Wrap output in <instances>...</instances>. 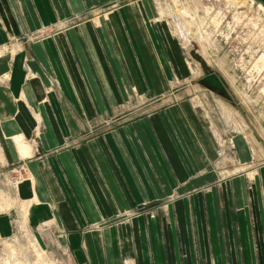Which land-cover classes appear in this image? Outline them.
Listing matches in <instances>:
<instances>
[{"label":"crops","instance_id":"1","mask_svg":"<svg viewBox=\"0 0 264 264\" xmlns=\"http://www.w3.org/2000/svg\"><path fill=\"white\" fill-rule=\"evenodd\" d=\"M113 1L0 0V46L24 38L0 54V152L26 160L29 228L67 264H264V167L220 178L194 111L131 113L123 79L142 90L141 67L156 71L134 5L100 27L30 37ZM17 136L36 139L29 156ZM13 229L0 216V240Z\"/></svg>","mask_w":264,"mask_h":264},{"label":"rangeland","instance_id":"2","mask_svg":"<svg viewBox=\"0 0 264 264\" xmlns=\"http://www.w3.org/2000/svg\"><path fill=\"white\" fill-rule=\"evenodd\" d=\"M236 1L242 3L237 6L232 0H114L43 27L30 37H53L87 21L100 27L109 22L114 11L134 5L139 11L141 43L148 46L156 71L147 75L141 67L145 83L142 90L133 85L132 77L123 79L130 88L128 105H135L130 107L135 109L131 113H167L173 106H180L186 113L188 109L194 111L211 140V161L218 177L254 176L249 170L258 175L264 167V7L255 0ZM126 33L130 35L127 30ZM18 39L0 46V54L16 52L24 38ZM131 45L134 48V43ZM112 122L105 125L109 127ZM19 137L14 140L23 141L28 154L19 152L29 156L36 139L30 143ZM238 138L242 141L240 146L235 144ZM251 146L254 154L249 150ZM34 147L38 154L37 144ZM257 149L262 158L256 156ZM6 160L0 152V194L12 206L7 208L1 200L4 208L0 207V216H9L14 229L12 236L0 240V264L7 258L12 264H66L64 258L59 261L45 237L29 228L30 203L21 201L17 193L29 176L26 160L14 165ZM252 162L263 164L252 170L256 167H247ZM165 204L161 203L151 214L163 211ZM34 239H38L43 255L34 246ZM9 243L14 246L13 255ZM57 252L59 249L55 248Z\"/></svg>","mask_w":264,"mask_h":264},{"label":"bare ground","instance_id":"3","mask_svg":"<svg viewBox=\"0 0 264 264\" xmlns=\"http://www.w3.org/2000/svg\"><path fill=\"white\" fill-rule=\"evenodd\" d=\"M233 1V3L234 4H236L237 6L240 4V3H242L241 1L240 2H237L236 0H232ZM243 3L245 4L246 3V1H243ZM264 7V6H263ZM18 47V46H17ZM13 49H15V47L13 48ZM224 103V102H223ZM223 103H221L222 104V106L226 109L227 107V105L225 106V103L223 104ZM19 137V136H18ZM19 138H22V137H19ZM15 143H16V147H17V149L19 150V151H23L25 154H28V148H27V145L23 142V141H21V140H15ZM256 147V146H255ZM252 150H250V152H251ZM260 151L261 150H259V149H257V154L258 155H256L257 157L259 156L260 158H262L263 156H261V154H260ZM26 180V179H25ZM6 197H4V194H3V197H2V194H0V207L1 208H4L3 206H2V201L1 200H3V201H5V205L7 206V208H9L10 206H12V202L10 201V200H6L5 199ZM10 209V208H9ZM33 243H34V246L35 247H37V249H38V251L40 252V255H43L44 254V250L40 247V245H39V242H38V239H34L33 240ZM55 244V248H57V249H59V252H60V247H59V242L57 243V241L54 243ZM9 245V247L10 248H8L9 249V251L11 252V254L13 255V253H14V251H15V249H14V246H12V244L11 243H9L8 244ZM62 251H63V249H62ZM28 261H30V260H28ZM31 263H32V261H30ZM4 264H12V262H11V260H10V258H7L6 260H4ZM33 264V263H32ZM67 264V263H66Z\"/></svg>","mask_w":264,"mask_h":264},{"label":"water","instance_id":"4","mask_svg":"<svg viewBox=\"0 0 264 264\" xmlns=\"http://www.w3.org/2000/svg\"><path fill=\"white\" fill-rule=\"evenodd\" d=\"M255 1L261 3L264 6V0H255Z\"/></svg>","mask_w":264,"mask_h":264},{"label":"built area","instance_id":"5","mask_svg":"<svg viewBox=\"0 0 264 264\" xmlns=\"http://www.w3.org/2000/svg\"><path fill=\"white\" fill-rule=\"evenodd\" d=\"M19 40V39H18Z\"/></svg>","mask_w":264,"mask_h":264}]
</instances>
